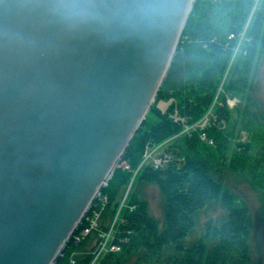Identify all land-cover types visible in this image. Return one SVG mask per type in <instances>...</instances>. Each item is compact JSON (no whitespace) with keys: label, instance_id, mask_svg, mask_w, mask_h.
I'll return each instance as SVG.
<instances>
[{"label":"water","instance_id":"water-1","mask_svg":"<svg viewBox=\"0 0 264 264\" xmlns=\"http://www.w3.org/2000/svg\"><path fill=\"white\" fill-rule=\"evenodd\" d=\"M193 1L0 0V264H56L147 117Z\"/></svg>","mask_w":264,"mask_h":264},{"label":"trees","instance_id":"trees-1","mask_svg":"<svg viewBox=\"0 0 264 264\" xmlns=\"http://www.w3.org/2000/svg\"><path fill=\"white\" fill-rule=\"evenodd\" d=\"M263 3L251 16L254 0L193 1L149 111L158 121L148 130L146 119L142 122L121 160L129 169L118 167L102 190L108 202L99 228L107 231L116 218L111 242L121 250L107 251L93 264H124L133 254L152 264H253L252 213L226 182L231 174L246 183L259 195L264 212V108L252 96L264 58ZM247 22L246 42L232 60ZM231 34L237 37L230 39ZM229 98L238 100L236 107H229ZM159 101L170 102L165 111L157 108ZM206 115V125L200 127ZM147 145L160 146L156 155L166 161L159 168L142 164L119 211ZM150 184L163 199L161 230L137 190ZM215 207L222 214L208 219L203 232L187 243L200 214ZM90 237L79 243L70 239L56 264H71V257L75 264H92L96 245L85 249Z\"/></svg>","mask_w":264,"mask_h":264},{"label":"rangeland","instance_id":"rangeland-1","mask_svg":"<svg viewBox=\"0 0 264 264\" xmlns=\"http://www.w3.org/2000/svg\"><path fill=\"white\" fill-rule=\"evenodd\" d=\"M262 2H263V0H254V5L252 8L251 15L254 13L253 11H255L254 9L256 7H258V8L261 7ZM263 5H264V3H263ZM247 27H248V23L245 25L242 34L239 35L238 37L236 36L238 39V43L236 45V48L234 49L232 60L240 51L242 44H245V42H246V40H244L241 43V38L245 37ZM252 96L264 108V58L261 61V63L259 64V68L257 70V79H256V82L254 84ZM161 102H163V101H159L157 103L155 102L156 106L159 109H164V105ZM227 102H228V105L231 109L236 107V105L238 104V100L236 98H229ZM152 104H154V102ZM145 119H146V123L144 126H145L146 130H148L151 126L156 124L158 121L157 117L152 112L148 113V115ZM206 122H207V115L203 119L200 127H203V125H206ZM242 134L245 137L246 133H242ZM159 147L160 146H157V147L152 149V146H151V149L148 150V153L144 151V153L142 155L143 158H142L141 165L137 168V170H135L128 186L125 188V191H124V194H123V197L121 200L119 211H120L121 207L123 206L126 197L130 193V191L134 188L132 183L135 179V176H136L139 168L142 166V164L146 163L145 162L146 159H149V160L151 159V154L153 152L157 153L159 151L158 150ZM125 152H126V150H125ZM121 166L124 167V169H129V166L125 162L121 163V161H120L117 168L121 167ZM126 166H128V167H126ZM112 178H113V176H112ZM111 179H110V181H111ZM109 182H108V184H109ZM226 183H227V186L233 192H236L242 199H244L250 207V211H251L252 217H253V227H252V232H251V236H250L251 256L253 258V264H264V212L262 209L263 205L259 201V195L254 190H252L246 183L245 184L242 183L239 179L232 176L231 174H228ZM137 190H138V193H140L141 197H143L145 200L148 201L149 211L153 215V217L158 221L159 229L160 230L163 229V227H164L163 199L161 197V194H160L158 187L156 185H153V184L141 185V186L137 187ZM105 198H106V200H105ZM107 202H108V196L101 194L100 198L96 199L93 202L91 209H89L87 214L82 218V220L80 221V223L78 224V226L76 227V229L74 230V232L72 233V235L70 237V239H72L75 243H79L80 241L84 240L86 237L91 236L90 241L91 240L92 241H91L90 245H88V246L86 245L87 247L85 246L86 247L85 249L89 250V249L93 248V246L95 248V245H96V248L93 249L94 258H93L92 264L98 259L99 256H101L103 253L107 252L106 249H107V247L109 248V246H110L109 244H111V241L113 239V234H114L113 228L115 225L116 218L114 219L113 222H111L107 231H101L99 228L101 215H102V212L104 211V208H105ZM96 203H97V205L94 206V204H96ZM221 214H222V211L219 207L208 209L205 213L200 214L197 226L192 230L190 235L186 238V242L187 243L192 242L193 239L198 237L201 234V232H203L204 224L208 219H210V218L216 219ZM107 223L109 224L110 221L108 222V220H107ZM86 228L87 229L90 228L88 233H86L84 231ZM84 232L86 233L85 235H84ZM94 232L97 233L98 239H96ZM79 233L81 234V240L77 242L76 239L79 236ZM82 236H85V237L83 238ZM97 240H99L98 244H97ZM102 248H103V250H102ZM100 251H102V252L100 253ZM76 253H78V252L76 251ZM73 261H74V259L71 257L70 263L71 264L74 263ZM124 264H152V263L139 262L138 261V255L133 254L127 258V260Z\"/></svg>","mask_w":264,"mask_h":264},{"label":"built area","instance_id":"built-area-1","mask_svg":"<svg viewBox=\"0 0 264 264\" xmlns=\"http://www.w3.org/2000/svg\"><path fill=\"white\" fill-rule=\"evenodd\" d=\"M263 2H264V0H263ZM257 8V7H256ZM256 8L254 9V10H256ZM254 12V11H253ZM229 38L231 39V38H236V36H234V35H230L229 36ZM245 40V37L244 38H241V43L243 42ZM240 43V44H241ZM176 121L178 120V118L176 117V116H174L173 117ZM205 125H203V127H204ZM203 138H204V135H203ZM149 149H151V146H149V145H147L146 146V148H145V152H147L148 153V150ZM153 155V156H152ZM166 161V157H161V156H159V155H156V153H152L151 154V159L149 160V159H146V163H150L154 168H159V167H162L163 166V164H164V162ZM126 167H128V166H126ZM100 198V197H99ZM98 198V199H99ZM105 200H106V198H105ZM89 230H90V228L89 229H85L84 231L86 232V233H88L89 232ZM84 232V235L86 234ZM83 238L85 237V236H82ZM82 238V239H83ZM77 242L78 241H80L81 240V234L79 233V236L77 237ZM110 246H109V248L107 247V251H111V252H118V251H120L121 250V247L118 245V244H113L112 242H111V244H109ZM102 250H103V248H102ZM102 251H100V253H101ZM99 253V254H100ZM74 263H72V264H75V261H73Z\"/></svg>","mask_w":264,"mask_h":264},{"label":"bare ground","instance_id":"bare-ground-1","mask_svg":"<svg viewBox=\"0 0 264 264\" xmlns=\"http://www.w3.org/2000/svg\"><path fill=\"white\" fill-rule=\"evenodd\" d=\"M189 10H190V9H188V11H189ZM103 183H104V182H101V185H100V186H102V185H103ZM106 186H107V185H106ZM106 186H104V187H103V189H104ZM103 189H102V190H103ZM50 261H51V260H50ZM50 261L48 262V264H51V262H50Z\"/></svg>","mask_w":264,"mask_h":264}]
</instances>
